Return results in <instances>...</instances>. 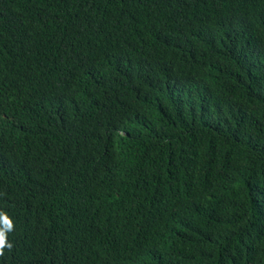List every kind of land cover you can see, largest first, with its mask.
<instances>
[{
    "label": "trees",
    "instance_id": "1",
    "mask_svg": "<svg viewBox=\"0 0 264 264\" xmlns=\"http://www.w3.org/2000/svg\"><path fill=\"white\" fill-rule=\"evenodd\" d=\"M0 264H264V0H0Z\"/></svg>",
    "mask_w": 264,
    "mask_h": 264
},
{
    "label": "clouds",
    "instance_id": "2",
    "mask_svg": "<svg viewBox=\"0 0 264 264\" xmlns=\"http://www.w3.org/2000/svg\"><path fill=\"white\" fill-rule=\"evenodd\" d=\"M14 230V223L10 216L0 211V256L4 254V249L12 248V244L7 239V234Z\"/></svg>",
    "mask_w": 264,
    "mask_h": 264
}]
</instances>
